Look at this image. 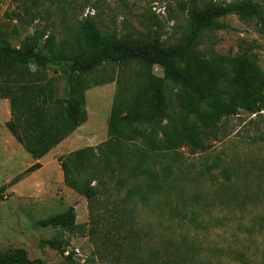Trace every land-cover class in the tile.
<instances>
[{"label":"rangeland","instance_id":"1","mask_svg":"<svg viewBox=\"0 0 264 264\" xmlns=\"http://www.w3.org/2000/svg\"><path fill=\"white\" fill-rule=\"evenodd\" d=\"M188 1L61 0L33 6L29 0H0V44L20 47L29 36L36 48L51 42L52 51L69 56L85 47L86 39L79 28L89 20L105 35L146 38L156 33L169 45L186 30L182 2ZM254 1L264 7V0ZM217 21L227 27L205 30L200 35L195 46L200 65L191 70L193 83L200 84L209 100L217 90H229L243 99L255 96L259 89L264 93V85L259 88L264 78V28L260 29L255 19L242 21L235 14ZM215 55L244 58L221 65L214 61ZM60 62L61 66L31 65L29 70L30 80L41 86L48 140L52 138L57 100L67 96L68 67L62 68L65 62ZM179 66L188 72L186 60ZM142 73L137 64L105 62L90 74L89 88L100 82L111 92L100 93L103 89H98L88 98L91 120L100 124L84 127V143L95 146L107 139L106 135L105 140H99L104 136L101 121L107 127L112 103L121 95L131 100L138 92ZM150 73L162 83L166 98L173 99V109L180 118L176 133L169 129L166 119L162 121L166 133L153 128L148 119L151 96L142 93L138 115L131 124L144 136L138 134L125 146L130 151L145 152L146 167L155 174L154 181L161 189L142 201L138 194L130 196L128 189L148 181L146 176L122 179L123 175L108 171L92 210L81 195L75 203V221L84 227L72 231L39 223L67 208L60 203L57 183L35 187L46 171L10 183L32 158L14 138L12 141L4 134V130L10 134L5 127L8 102L0 99L1 252L21 247L29 258L40 259L43 264H264V110L250 113L237 107L236 114L221 116L199 133L196 124L203 125L205 112L193 118L176 101L181 87L164 77L156 65ZM186 97L193 98L188 91ZM224 103V97L213 100L207 112L216 106L223 111ZM177 136L182 143L174 147L171 140ZM196 138L204 148L189 143ZM147 140L159 149L149 150ZM68 153H55L58 165L59 156ZM56 235L62 237L66 248L72 252L76 249L81 256L66 259L61 251L41 243Z\"/></svg>","mask_w":264,"mask_h":264},{"label":"trees","instance_id":"2","mask_svg":"<svg viewBox=\"0 0 264 264\" xmlns=\"http://www.w3.org/2000/svg\"><path fill=\"white\" fill-rule=\"evenodd\" d=\"M56 1L61 0H29L30 5L33 6L41 2L54 3ZM182 8L186 12V30L178 41L169 45H165L156 33L146 38H134L129 35L117 36L113 33L105 35L98 31L89 20L83 22L79 28V33L86 39L85 47L69 56L52 51L51 42L36 48L29 36L20 47L0 44V99H7L9 108V118L5 122V127L35 161L14 176L10 183H17L39 169L41 164L38 160L86 121L84 93L90 87L87 83L88 77L105 62L117 65L137 64L144 70V73L141 74L137 86L138 92L131 100L121 95L117 101L112 103L107 121V139L104 142L77 149L57 159L64 184L86 199L89 210H92L98 201L101 183L108 171L123 175L122 179L146 176L148 181L142 184L137 183L133 188L128 189L130 196L138 194L142 201L161 189V185L154 181L155 174L146 167L145 152H134V148L130 151L125 146V143H132L138 134H141L142 138L144 136L139 128L131 124L133 116L138 115L136 111L142 93L151 96L152 111L148 119L153 128L166 133L165 126H162V121L166 119L169 129H173L176 133L175 126L180 118L173 109V99L166 98L162 83L151 76L153 66L160 67L164 77L170 78L181 87L182 91L176 96V101L193 118L201 115L202 111L205 112L203 125L196 124L199 133L201 128L211 126L221 116L236 114L237 107L250 113L264 110V93L260 89L255 96L244 99L229 90H217L209 100L200 84L193 83L195 80L191 74L193 66L200 65L195 50L200 35L205 30L227 27L217 21L219 17L235 14L242 21L255 19L259 28L263 29L264 7L254 0H235L223 3H217L214 0L200 2L189 0L187 3L182 2ZM46 39L51 41L49 35ZM243 58V55L235 57L215 55L214 61L225 65L234 61H242ZM61 60L65 62L62 68L68 67L65 76L67 96L57 100L55 122L51 125L52 138L48 140L41 86L30 80L29 70L31 65L61 66ZM182 60H186L189 75L179 66ZM100 84L102 83H94L95 86ZM263 85L264 78L259 88ZM187 91L193 96L191 100L186 97ZM221 97H224V110L221 111L216 106L211 113H208L207 107L212 105L213 100L218 101ZM201 105L204 107L201 108ZM171 141L174 147L182 143L179 136ZM189 143L204 148L199 138L190 140ZM145 145L149 150L159 149L156 143L150 140H147ZM75 219V208L70 205L60 213L40 219L39 223L43 227L51 226L60 230L82 229L84 226L77 224ZM90 231L93 233V229ZM41 243L62 253L66 248L62 237L58 235L48 240H41ZM65 257L70 259L71 254ZM0 264L43 263L40 259L29 258L24 248L16 247L9 252L0 251Z\"/></svg>","mask_w":264,"mask_h":264},{"label":"crops","instance_id":"3","mask_svg":"<svg viewBox=\"0 0 264 264\" xmlns=\"http://www.w3.org/2000/svg\"><path fill=\"white\" fill-rule=\"evenodd\" d=\"M106 84L104 85H99L93 88H89L87 90H85V108L87 111V119L84 123H82L81 125H79L71 134H69L68 136H66L64 139H62L57 145H55L54 147H52L44 156H42L38 162L41 164V167L39 169H37L36 171H34L33 173H31L30 175L36 174V173H41L42 171H46V176L42 177V180H40V183L37 184V188L42 187V186H49V184H51L52 182H55L58 184V186L61 188L59 194L61 195L62 199L60 203H64L66 204V206H75L76 202H79L80 199V195L77 194L75 191H73L71 188L67 187L64 182H63V175H62V171L60 166L57 164L56 160L54 159L55 153L56 152H71L74 150H77L81 147L84 146H91L88 143H84L83 142V136H82V131L84 129V127H86L87 125H97L100 124L98 123V121L96 120H91V115L88 111V98L94 96L96 93H98V89H103L100 90V93H103L105 90L106 91H110V89L106 88ZM106 88V89H105ZM111 92V91H110ZM7 101V99H5ZM8 102V101H7ZM8 117H9V108H8ZM93 116V115H92ZM109 115H107L108 118ZM96 118V117H94ZM8 119H6L7 121ZM101 125L100 126V131L103 132V137H101L99 140L103 141L105 140V136L107 135V127H105V123L103 121H101ZM92 132H94V130H92ZM4 134L6 135V137H8L9 139H11L13 141V137L11 134H8V132H5L4 130ZM98 140V142H100ZM97 142V143H98ZM96 144V143H95ZM35 161L34 159H32L29 163V165L33 164ZM52 166V168L50 167ZM48 170V172H47ZM49 170H51L50 173ZM28 175V176H30ZM54 180V181H53Z\"/></svg>","mask_w":264,"mask_h":264},{"label":"built area","instance_id":"4","mask_svg":"<svg viewBox=\"0 0 264 264\" xmlns=\"http://www.w3.org/2000/svg\"><path fill=\"white\" fill-rule=\"evenodd\" d=\"M74 250H75V252H74V251L72 252V250H69V248H65L63 254H64L65 256H68V255L71 254L72 258H75L76 256H81V255L77 252L76 249H74ZM76 252H77V253H76ZM75 259H76V258H75ZM84 260H85V258L80 259L81 262H84Z\"/></svg>","mask_w":264,"mask_h":264}]
</instances>
